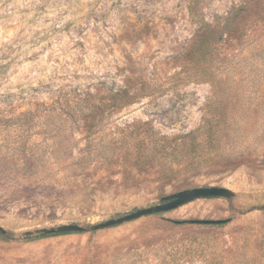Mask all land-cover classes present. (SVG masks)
Segmentation results:
<instances>
[{"label":"rangeland","instance_id":"obj_1","mask_svg":"<svg viewBox=\"0 0 264 264\" xmlns=\"http://www.w3.org/2000/svg\"><path fill=\"white\" fill-rule=\"evenodd\" d=\"M191 1L0 0V264H264V0H196L208 23L250 8L213 63ZM211 106L226 123L200 171L138 161L156 136L203 140ZM210 186L234 195L92 230ZM192 220L228 222L174 224ZM67 224L85 230L24 238Z\"/></svg>","mask_w":264,"mask_h":264},{"label":"trees","instance_id":"obj_2","mask_svg":"<svg viewBox=\"0 0 264 264\" xmlns=\"http://www.w3.org/2000/svg\"><path fill=\"white\" fill-rule=\"evenodd\" d=\"M196 4V0H192L189 4V12L193 16V19L198 23V37L196 44L193 46L192 54L193 56L198 54L200 55V58L204 61L213 63L212 57L214 55V52H216L217 54V44L223 41V36L225 33L227 37L229 36L230 38H232L230 34L234 33L235 27L238 24L240 17L244 12L250 9L248 6V1L247 3L245 2L243 5L236 8L232 13L228 14L227 16L219 18L214 23H208L205 20H198L196 18L198 16V13L196 12ZM195 50L197 51L194 53ZM227 61L230 60L224 58L220 63L226 65ZM123 93H125V91H118L116 93H113L111 94V98L115 100V102L121 97H126L130 99L129 101H131L133 97L131 98L129 94L123 95ZM208 111L212 113L213 107L211 106V109H209ZM13 120L14 122L31 121V112L21 113L20 115L14 117ZM204 121L205 125L203 124V126H201L198 132H209L206 133V136L203 140L199 141L197 140L199 136L195 137L193 141V147L188 146L187 148H180L177 145L172 146L173 144L170 139L166 137L160 138L156 136L154 145L151 147H145L144 150L141 152L138 161L141 163L147 162L151 158H156L158 160L161 159V161H165L164 170L162 171L165 177L177 173L178 171H200L201 168H199V166L197 165L198 161L200 160V157L209 154V151L207 150L208 143L214 141V137H218L220 135L218 132V128L221 130V126L223 127L226 123V120H221V118L215 115V113L206 116V118H204ZM195 134L197 133H191V135L193 136H195ZM216 155L217 154L214 153L213 156ZM174 160H176L175 163L173 162ZM259 210L264 211V207L260 208ZM174 224H176L177 226L192 225L190 221H176L174 222ZM62 235L66 234H54L49 236L40 235L36 238H28V242L33 241L35 239L40 240L43 238ZM262 242L264 243V236Z\"/></svg>","mask_w":264,"mask_h":264},{"label":"water","instance_id":"obj_3","mask_svg":"<svg viewBox=\"0 0 264 264\" xmlns=\"http://www.w3.org/2000/svg\"><path fill=\"white\" fill-rule=\"evenodd\" d=\"M233 193L224 187L210 186L184 190L161 199L160 204L152 207L135 209L132 212L120 216L118 218L107 220L103 223L97 224L92 227L93 231L113 228L120 226L124 223L133 222L143 217L167 213L174 211L182 206H185L191 202L201 199H230L233 197ZM227 220H192L191 224L194 225H222L226 224ZM85 228L79 224H67L52 226L49 228H39L34 231L24 233V238H33L40 235H54V234H77L84 232ZM7 231L0 226V236H5Z\"/></svg>","mask_w":264,"mask_h":264}]
</instances>
